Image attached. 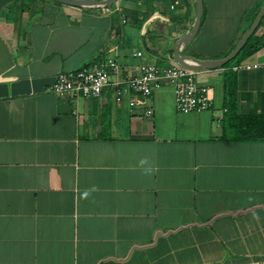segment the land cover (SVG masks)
I'll list each match as a JSON object with an SVG mask.
<instances>
[{"label":"crops","instance_id":"0c3cea01","mask_svg":"<svg viewBox=\"0 0 264 264\" xmlns=\"http://www.w3.org/2000/svg\"><path fill=\"white\" fill-rule=\"evenodd\" d=\"M262 5L203 0L180 54L227 58ZM197 17V0H0V264H264V18L242 62L196 69L208 111L180 113L170 86L133 110L115 88L47 91L95 60L121 79L182 64Z\"/></svg>","mask_w":264,"mask_h":264},{"label":"built area","instance_id":"2783aa9c","mask_svg":"<svg viewBox=\"0 0 264 264\" xmlns=\"http://www.w3.org/2000/svg\"><path fill=\"white\" fill-rule=\"evenodd\" d=\"M180 2L176 1L175 5ZM175 5L172 8H175ZM138 58L144 53L138 52ZM199 72L188 66L173 63L165 68L155 64L143 63L136 77L121 79L120 67L116 59L95 60L80 69L61 73L47 91L61 95L82 96L84 98H100L108 89L115 88L117 103L124 101L125 94H130L129 108L146 107L154 93L165 86L174 89L176 106L180 113L205 112L213 105L211 88L196 82ZM152 110L146 115L151 116ZM254 264H263L255 262Z\"/></svg>","mask_w":264,"mask_h":264},{"label":"water","instance_id":"95a60500","mask_svg":"<svg viewBox=\"0 0 264 264\" xmlns=\"http://www.w3.org/2000/svg\"><path fill=\"white\" fill-rule=\"evenodd\" d=\"M57 2H61L63 4H67L69 6L73 7H111L114 4H116L119 0H105V1H97V0H54ZM198 5V17L196 21L195 27L185 36H183L177 44V48L175 51V59L179 63H182L183 65H188L194 69H217L221 68L225 65H227L229 62H231L233 59L236 58L238 53L243 49V47L246 45L250 37L254 34V32L258 29L261 21L264 18V6L260 13L258 14L256 20L252 24L251 28L245 33V35L242 37L239 44L236 46L234 51L225 59L211 62V61H204L199 60L191 56H182L180 54L181 47L188 42L189 40L193 39L195 35L197 34L202 21V15H203V0H197Z\"/></svg>","mask_w":264,"mask_h":264},{"label":"trees","instance_id":"16d2710c","mask_svg":"<svg viewBox=\"0 0 264 264\" xmlns=\"http://www.w3.org/2000/svg\"><path fill=\"white\" fill-rule=\"evenodd\" d=\"M261 7L259 8V12H260ZM262 23H263V21L260 23V26L262 25ZM256 33H257V30L254 33V35L249 39L247 45L242 49V51L237 55V57L233 61H231L227 66H232V65H235V64H239L240 62H242L248 56L249 48L251 46V43L253 42V39H254ZM252 138L253 139H261V138H264V135L260 134V135L253 136Z\"/></svg>","mask_w":264,"mask_h":264},{"label":"rangeland","instance_id":"374dc122","mask_svg":"<svg viewBox=\"0 0 264 264\" xmlns=\"http://www.w3.org/2000/svg\"><path fill=\"white\" fill-rule=\"evenodd\" d=\"M165 64H167V63H165V62H164V65H165ZM160 65L162 66V65H163V63H162V64H160ZM157 66H158V65H157ZM158 67H160V66H158Z\"/></svg>","mask_w":264,"mask_h":264}]
</instances>
